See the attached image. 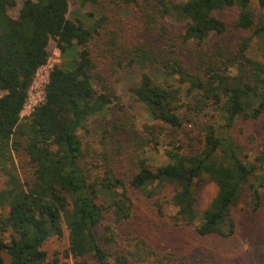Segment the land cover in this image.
<instances>
[{"label":"trees","instance_id":"trees-1","mask_svg":"<svg viewBox=\"0 0 264 264\" xmlns=\"http://www.w3.org/2000/svg\"><path fill=\"white\" fill-rule=\"evenodd\" d=\"M68 1L0 0V264H65L42 248L64 227V258L150 264L106 248L131 216L129 189L152 197L170 187L176 220L197 222L200 235L232 233L242 189L256 207L264 194V149L245 160L230 134L237 118L264 115V0H80L97 14L87 27L67 18ZM50 41L63 62L49 72L45 102L21 117ZM133 66L142 72L129 93L170 139L157 167L143 155L159 133L135 128L113 84ZM82 130L94 141L84 144ZM205 180L217 192L199 213L194 192Z\"/></svg>","mask_w":264,"mask_h":264},{"label":"rangeland","instance_id":"rangeland-1","mask_svg":"<svg viewBox=\"0 0 264 264\" xmlns=\"http://www.w3.org/2000/svg\"><path fill=\"white\" fill-rule=\"evenodd\" d=\"M172 1L177 3L183 0ZM19 8L20 2L18 1L15 7L8 10L9 15L17 18ZM251 8L255 13L259 12L257 3H253ZM233 12L231 9H224L217 14L230 19L233 17ZM90 14L93 15L90 16ZM122 15L125 16V12ZM96 17V12L92 11L88 3L82 5L80 0L68 1V19L72 21L78 19L87 27ZM48 50L50 64L60 65L63 58L53 41H50ZM250 54L258 55L253 50ZM146 71L151 72L154 78L158 79L157 81L162 79L157 75L156 69L151 66ZM141 72L142 70L137 66L123 68L114 76L113 84L122 104L132 115L135 128L146 138H150L144 130L146 126L152 127L154 133H159L156 141H152L144 148L143 155L149 165L157 167L167 163L166 151L169 149L170 139L167 136V130L161 128L162 123L153 121L145 107L128 91L129 87L135 85ZM175 85L185 90L184 85L177 81ZM92 134L90 131H81L80 135L84 144L94 141ZM230 134L241 146L245 160L251 161L255 152L261 148L264 149V115L257 120L237 118L230 129ZM196 135L199 136L198 133ZM249 137H252L253 141H249ZM201 145L197 142L198 149ZM2 186L3 177L0 175V188ZM263 191L264 188L261 189L262 193ZM216 192V185L207 180L195 188V207L199 213L208 207ZM128 194L131 201V216L114 228L115 243L106 246L113 256L131 251L130 253L134 254L133 261L141 260L150 264H264V194L260 205L256 207L251 201L248 189H242L231 210L234 231L226 232L225 235H200L195 227L197 222L187 225L176 220L174 218L176 207L171 200L170 187L152 197L133 189H129ZM99 233H102V228L97 231V234ZM67 246L68 231L64 227L61 237L49 238L42 248L49 258L57 255L60 263L80 264V259L63 257V251ZM145 249L148 252H145Z\"/></svg>","mask_w":264,"mask_h":264},{"label":"built area","instance_id":"built-area-1","mask_svg":"<svg viewBox=\"0 0 264 264\" xmlns=\"http://www.w3.org/2000/svg\"><path fill=\"white\" fill-rule=\"evenodd\" d=\"M49 59L50 58H48L45 65L41 66L34 75L23 109L20 113L21 117L30 115L36 107L43 104L46 100L45 88L48 84L49 72L54 66L50 64Z\"/></svg>","mask_w":264,"mask_h":264}]
</instances>
